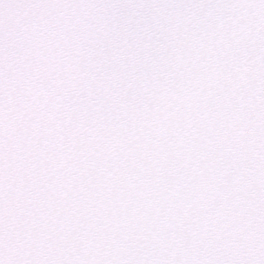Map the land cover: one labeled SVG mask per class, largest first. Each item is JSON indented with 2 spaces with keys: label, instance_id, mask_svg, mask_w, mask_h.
Returning a JSON list of instances; mask_svg holds the SVG:
<instances>
[{
  "label": "snow or ice",
  "instance_id": "snow-or-ice-1",
  "mask_svg": "<svg viewBox=\"0 0 264 264\" xmlns=\"http://www.w3.org/2000/svg\"><path fill=\"white\" fill-rule=\"evenodd\" d=\"M0 264H264V0H0Z\"/></svg>",
  "mask_w": 264,
  "mask_h": 264
}]
</instances>
